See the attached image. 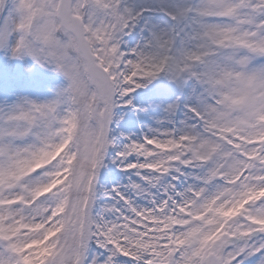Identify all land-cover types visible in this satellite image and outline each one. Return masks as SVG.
Listing matches in <instances>:
<instances>
[{"label":"snow or ice","instance_id":"obj_1","mask_svg":"<svg viewBox=\"0 0 264 264\" xmlns=\"http://www.w3.org/2000/svg\"><path fill=\"white\" fill-rule=\"evenodd\" d=\"M54 97L0 102V264H264V0H0Z\"/></svg>","mask_w":264,"mask_h":264},{"label":"rangeland","instance_id":"obj_2","mask_svg":"<svg viewBox=\"0 0 264 264\" xmlns=\"http://www.w3.org/2000/svg\"><path fill=\"white\" fill-rule=\"evenodd\" d=\"M6 51L7 50L4 48H0V77L7 76L10 84L2 86L0 83V86H2L0 87V102L5 100L10 102L18 95H28L39 100L50 99L54 97L56 89L67 84V81L63 75L59 72L53 71L51 65L45 64L42 66L41 64H38L39 68H45L50 77H53L51 80V83L53 84L51 86L47 84L43 87V89L37 87L34 83L28 82L26 79V76L29 73L27 60H24L20 63V69L15 68V65L17 66L18 64L16 63L13 65L14 59H12L13 57L11 55L8 57L7 53L9 55L10 52ZM6 59L7 61L5 62ZM13 67L16 70L18 69V73L14 71L15 69Z\"/></svg>","mask_w":264,"mask_h":264},{"label":"trees","instance_id":"obj_3","mask_svg":"<svg viewBox=\"0 0 264 264\" xmlns=\"http://www.w3.org/2000/svg\"><path fill=\"white\" fill-rule=\"evenodd\" d=\"M42 72H41V71ZM37 72H40L38 77H35L37 79V81L43 86V83L45 84V86L48 84L49 86H51L53 83H51V80L53 79V77H50L49 73L46 72V69L45 68H39L37 67ZM6 77V76H5ZM2 83L1 85L2 86H6V84L8 83V79L7 78H2L0 80ZM0 86V87H2ZM62 87V86H60Z\"/></svg>","mask_w":264,"mask_h":264}]
</instances>
